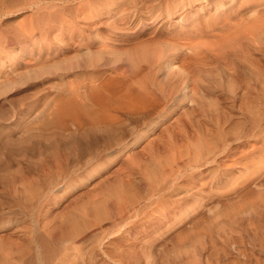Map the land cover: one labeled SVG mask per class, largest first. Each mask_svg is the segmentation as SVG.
I'll return each mask as SVG.
<instances>
[{
  "label": "rangeland",
  "instance_id": "1",
  "mask_svg": "<svg viewBox=\"0 0 264 264\" xmlns=\"http://www.w3.org/2000/svg\"><path fill=\"white\" fill-rule=\"evenodd\" d=\"M138 1L136 6L109 1L100 15L85 21L77 17L81 0H0V238L4 240L0 264H21L30 257L33 264H68L59 260L72 242L85 254V261L77 264H114V260L207 264L214 252L207 234L213 235L219 248L230 249V257L221 254L224 260L219 263L225 264L227 258L236 257V251L223 244L219 235L238 223L248 231L238 244L242 249L244 245L248 264H264V169L255 180L258 186L251 180L247 185L239 183L232 192L209 186L218 171L231 163L233 178L243 180L247 160L260 155L264 147V0H258L256 8L263 16L258 19L253 17L252 3L197 0L169 20H154L162 0ZM102 2L94 0L100 7ZM219 10H226L237 28L219 32L221 37H167L184 15L222 25ZM127 13L132 23L117 30L124 26L120 19ZM60 19L76 21L72 33L60 30ZM50 24L56 25L49 30ZM112 32H127L134 38L130 45L123 44L125 50L155 38L158 45L176 52L175 69L156 73L165 97L158 99L151 116L157 122L154 127L129 118L115 129L126 140L118 143L104 139L111 128L100 120L49 125L44 118L36 121L35 117L44 116L42 112L47 113L45 120L53 116L56 100L73 91L88 92L95 77L90 76L91 55L104 71L97 82L112 80L109 75L118 65L126 68L125 55L115 60V54L103 50L99 41ZM196 140L201 142L200 150L191 145L185 152V146ZM126 143L132 145L122 152ZM91 144L97 151L89 156ZM180 146L185 159L192 163L196 159L200 166L172 175L166 160ZM195 151L199 158L194 157ZM202 182L208 191L203 205L163 225L152 219L159 211L174 212L177 203L171 202L176 200L181 209L191 207L193 197L187 194ZM115 189L135 192L139 200L135 208L115 214ZM101 209L110 218L100 217ZM212 259L219 264L217 257Z\"/></svg>",
  "mask_w": 264,
  "mask_h": 264
},
{
  "label": "bare ground",
  "instance_id": "2",
  "mask_svg": "<svg viewBox=\"0 0 264 264\" xmlns=\"http://www.w3.org/2000/svg\"><path fill=\"white\" fill-rule=\"evenodd\" d=\"M109 1H112L113 4L114 3L115 4H120V3L125 4L127 2H131L135 6L138 5V3L140 4V2L138 0H103L101 7H100V5H97L96 3H94V0H81V2L77 6V11H79L81 13H79V15L77 17H82V19L83 20L85 19V21L88 20L89 18L96 17V16L100 15V12H102V9L104 7L103 5L109 4L108 3ZM195 1L197 2V0H162L160 2L158 1L157 4H159L160 12L155 14L154 20L163 19V18H166L167 20H169V19L173 18V16L177 15V13H179L180 10H186V9L190 8L191 6H193ZM232 1H234V0H232ZM241 1H243V2L245 1V2L250 3V4L252 3L253 7L251 8V10L253 13V17L257 18V19H258V17H260L262 11H261V9L256 8L258 6V0H240V2ZM259 4H261V3H259ZM151 5H149V6H151ZM143 6H144V4H143ZM135 8L137 9L138 7H135ZM123 11H125V10H123ZM147 11H148V9H147ZM219 11L220 12H218V14L222 15V17H223V24L222 25L215 26V24L210 22V20L206 19L205 17L204 18L195 17L192 19H190V18L186 19L185 15H184V16L180 17V19L175 21L174 27H172L173 28L172 30L168 31L167 37H170V38H189L188 40H190L191 38H202L203 39L206 37L207 38L219 37V36L221 37V35H219L220 34L219 32H221L223 34V33L229 32V31L231 32V30H233V28H235V27L237 28V26H236L237 24L232 22V20H231L232 18L228 19L227 16L225 15L227 13L226 10H219ZM97 12H99V13H97ZM121 12H122V10H121ZM116 14H117V12H116ZM58 15H60V14H58ZM121 15H123V14H121ZM135 15H137V14H135ZM240 15L241 14H239V16ZM130 17H131V14L130 15H128V13L125 14L120 19L121 24H123L124 26L117 27L116 29L117 30H125V29L129 28L128 26H129L130 22L132 21V20H130ZM262 17H260V18H262ZM239 18H235V20L240 21L241 19H239ZM251 19H252V17H251ZM236 21H234V22H236ZM246 23H249V22H246ZM76 24H77L76 21H74V22L68 21V20L65 21L63 19L62 20L60 19V21H59V26L61 27L60 30L62 32L65 30L69 34L72 33ZM55 25L56 24H50V25H48L47 28L49 30H51L54 28ZM239 25H240V23H239ZM239 25H238V28H239ZM239 29L242 30V28H239ZM62 35H63V33L60 32L55 37V41L58 42L59 40H61L60 38H62ZM130 35L131 34H128L127 32L122 33L121 35H116L115 32H112V33L102 35L99 38L100 39L99 41L101 43L103 50H109L108 52L111 51L112 53H114L115 54V60L118 61V58L120 57V55H122V54L125 55V61L127 62L126 68H124L123 65H118L113 71L115 73L109 75V76H113L112 78L110 77L112 80L106 81V82H101V81L97 82V80L100 79L99 76H102L104 71L101 68H99L102 64L99 65V64H97V62L93 63L95 61V58H97V57H95V55H91L89 58V61H90L89 65L92 66L93 70H92V73L90 76H95V77H93L90 80V85L87 87L88 92L86 94L76 95V94H72V93H74V91H73L71 94L60 98L59 101L56 100V106H55V109L53 110L54 112L53 113L51 112L53 116L51 118L49 117L50 119L45 120L48 118V117L45 118V114H47V113L42 112V114L44 116L41 115L39 117H35V120L37 121L38 119L44 118L43 121H44L45 125H49L50 123L64 124V123H67L69 120L70 121H74V120L79 121L80 119H83V118L87 119V120H91V121H95V120L99 121L100 120L104 123H107L108 126H110L108 128H111L107 138H104V139L106 141H110V142L115 141L118 143H122V142L124 143L126 140H124L125 139L124 136L119 134L117 132V130H115V129H119L118 127L120 125H122L123 122H126L127 120H129V118L135 119L136 121H139L141 119L140 121H142V123L148 122V124L151 125V128H152V126L154 127V125L157 122H156V120L152 119L151 116L153 114V111L158 106L157 105L159 103L158 99L160 97L161 98L165 97L163 87H161V85H160L161 82L158 80L156 73L158 71L160 72V69H162V68H165V71L167 74L171 73L175 69V67H176V63H175V60H176L175 55L176 54L175 53L176 52H169L168 48L165 49V47H163V45H158L160 43H157L155 38H152V37H151L152 39H150L149 41H143V42L140 41L138 43H134V45L131 48L125 50L122 47L123 44L128 43L130 45L131 43L134 42V38H131L132 36L130 37ZM159 35H160V33H159ZM164 35H165V32H164ZM224 35H226V34H224ZM135 38H138V37H135ZM45 39L47 40V38H45ZM219 41H222V40L220 39ZM214 42H216V41H214ZM197 44H199V43H197ZM204 44H205V42H204ZM170 46H171L170 47L171 49L175 50V47L173 45H170ZM197 47H199V46H197ZM105 76H106V74H105ZM147 76H153V77L150 79H147L146 78ZM84 87L86 88V86H84ZM83 90H85V89L82 88V91ZM63 95H65V94H63ZM57 101H58V103H57ZM96 106L98 108H96ZM50 110L51 109H49V111ZM155 112H156V110H155ZM120 113L122 115L123 114L126 115L128 117V119H126V120L121 119ZM38 121L40 122V120H38ZM41 123H42V121H41ZM147 131L148 130H146V132ZM185 142H187V141H185ZM94 145L95 144H91V146L89 148V156L92 155L95 151H97L96 145L95 146ZM130 145H132V144L126 143L124 145V147L122 148V152L127 151L128 148L130 147ZM191 145L196 150H200L201 142H199L197 140L190 142V144L185 146V149H186L185 152L189 151ZM130 149L132 150V147ZM260 152H261L260 155H258L257 157H254L253 159L247 160L246 165H245L246 166L245 167L246 172L244 171L245 173H244L243 180H241L239 182L238 180L240 178L234 179L233 178L234 175H232V171L230 170V166H232V163L230 165L227 164V165H225V166H227V167H225V169L220 167L221 169L218 171V174H216L214 176V179L211 180V182H210L211 185H209L210 189H212V190L215 189L217 192H219V190H220L222 192V190L225 188V192H226V190H227V192H232L235 190V188L238 185H240V184H246L247 185L250 180L252 183L256 184L255 180H257V178H258L257 175H258L259 171L261 169H264V147L261 148ZM200 155L201 154L199 153V151H197L195 153L194 157L199 158ZM227 156H228V154L226 153L225 157H227ZM195 160H194V163H192V162H190L191 159L190 160L188 158L185 159L184 149L182 148V146H180L177 148V150L174 149L172 154L169 156V158H167V160H166L167 164L166 165L169 166L171 174L174 175L175 173H182L183 171H185L187 169L198 168L200 165ZM241 179H242V177H241ZM191 183H194V182L192 181ZM173 184H175V183L173 182ZM205 185L206 184L203 182L199 183V185H194L195 189L192 188L193 189L192 192L187 194V195H190L193 197L192 205L190 204L191 207H188L186 209H181L179 206L180 200L179 201L176 200L174 202H171L172 204L177 203V205L176 204L174 205V207L176 208L174 210V212L169 213L168 210L159 211L158 214L156 213L158 216H155V217L152 216L153 217L152 219H155V221L159 222L158 224L163 225V222L170 221V219H172V217H176L177 215L182 216L186 212H188L191 208L200 207L201 205H203L205 197H206L205 192L207 190L204 189ZM130 190L131 189H128V190H126V189H115L114 190L115 198H116L115 204H114V213L115 214L122 213L125 210V208L134 207L135 203L139 202L135 192L130 191ZM187 195H185V196H187ZM147 199L148 198H146V200ZM148 200H150V198ZM143 204H144V202H143ZM145 204H146V202H145ZM178 208H180V210ZM130 209L131 208H129V210ZM144 210H147V209H144ZM154 210H156V209H154ZM97 214L100 217H103L104 219L110 218L108 213H107V210L105 211V210L101 209V211H98ZM154 215H155V213H154ZM142 218L145 219L144 217H142ZM80 225H81V223L76 224V226H75L76 231H77V229H80ZM154 225H155V223H154ZM245 229H246V225L238 223L237 226L233 225L228 230H226L223 233V236L221 234L219 235V237H223V239L221 240L223 242V244L231 247L232 249L234 247L233 250L236 251V257L234 256L235 258L231 259V260H230V258H227V259H229L228 262H225L227 260L225 258L226 259L224 261L225 264H248V259H247L248 255L245 253L244 245L242 244V246H241V247H243V249L238 248V246H239L238 244L243 243L245 240L244 237H245L246 231H247ZM207 230L208 229H206L205 231H207ZM207 237L210 239L209 242L212 245V247L214 248V252L211 253L212 255H210V256L208 255L209 259L207 258V261H206L207 264H214V263H212L213 256L217 257L218 263L221 260H224V259L220 258L222 256L221 255L222 253H223V256H226V257L229 256L230 257V255L227 252L228 250L230 251V249L226 248L227 249V251H226L225 248H223L224 245L222 246V248H219L217 245L218 242L216 243V240L214 239L212 234H209V235L207 234ZM215 238H217V237H215ZM2 240L3 239L0 238V241H2ZM203 241H204V239H203ZM205 243H206V241H205ZM0 244H2V243H0ZM42 244L43 245L47 244L46 246L49 245V243H47V241H42ZM70 244H73V245H71V247H67L66 249L67 250L71 249L73 251L68 252L69 251L68 250L64 254L63 258L61 260H59V262L63 261L64 263L67 262L68 264H77L78 261L84 262L85 261V254L81 250V248L77 247L73 242ZM146 244H148V243H146ZM131 245H133V244H131ZM230 254H232V253H230ZM92 257L93 256H90L89 260H91ZM131 262H132V260H131ZM21 264H33V260L31 257H30V259L29 258L23 259ZM52 264H54V263H52ZM114 264H122V261L114 260ZM219 264H222V262Z\"/></svg>",
  "mask_w": 264,
  "mask_h": 264
}]
</instances>
